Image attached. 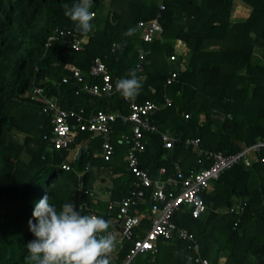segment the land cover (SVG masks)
Segmentation results:
<instances>
[{
    "label": "trees",
    "instance_id": "trees-1",
    "mask_svg": "<svg viewBox=\"0 0 264 264\" xmlns=\"http://www.w3.org/2000/svg\"><path fill=\"white\" fill-rule=\"evenodd\" d=\"M77 2L0 0V264H27L26 245L35 239L28 221L36 223L32 212L45 194L58 211L71 203L82 215L94 209L107 218L109 202L92 201L89 181L94 164L118 173L109 189L110 200L120 201L132 184L123 157L128 144L120 141L122 135L130 136V124L115 121L110 159L95 156L88 147L65 170L61 165L73 140H89L101 147V139L77 132L67 149H51L43 138L52 130L50 115L40 112V102L31 97L33 85L42 86L67 109L126 113L119 92L90 96L78 91L80 85L74 80L65 83L62 78L74 67L88 71L96 58L113 79L130 78L129 72L137 69L142 83L137 100L160 107L151 113V122L182 139L199 138V150L183 142L166 149L159 133H145L147 145L139 160L153 178L161 167L165 175L174 176L173 161L189 174L211 164L204 151L230 154L264 139V0H93L90 10L96 16L92 32L86 35L64 14L66 6ZM237 2L248 13L235 21ZM157 15L160 39L144 41L138 22ZM55 27L74 30L86 41L80 49L62 38L46 46ZM129 29L133 32L126 35ZM172 72L176 74L171 79ZM85 81L99 82L90 77ZM164 95L171 103L161 107ZM77 171L83 172L80 177ZM211 184V192L201 193L206 205L203 215L194 218L182 206L172 219L194 234L201 255L211 261L224 254L223 264H264V162L250 167L236 164ZM149 193L136 212H146ZM238 200L242 211H216ZM149 226L143 215L139 233ZM131 249L123 241L115 261ZM189 252L183 240L160 238L154 255L138 253L132 264H196L187 260Z\"/></svg>",
    "mask_w": 264,
    "mask_h": 264
},
{
    "label": "built area",
    "instance_id": "built-area-1",
    "mask_svg": "<svg viewBox=\"0 0 264 264\" xmlns=\"http://www.w3.org/2000/svg\"><path fill=\"white\" fill-rule=\"evenodd\" d=\"M158 17L150 20H140L141 36L144 41L150 42L160 39L162 27L158 22ZM59 38L70 40V45L74 49H80L86 41L76 31L55 27L47 39L46 46ZM144 51L139 49V55ZM171 60L175 57L171 56ZM175 72L171 73V79L175 77ZM99 80V82H86V78ZM74 80L80 85L78 91L90 96L110 97L118 93L116 83L120 79H113L105 63L96 58L91 63L88 71L84 72L78 67H74L71 74L64 76L62 81L67 83ZM31 97L40 102V112L50 115L52 130L50 135L43 138L54 149H67L72 136L77 132H90L101 139V156L108 160L114 153L112 144V134L114 123L117 119L131 126L130 136L122 135L120 141L128 144V150L124 157L126 166L132 175V184L126 196L116 202L117 213L120 218V230L118 241L128 242L132 249L120 261H115L111 254L113 264H132L133 258L138 253L150 252L154 255L157 252V241L163 239H180L187 243L190 252L186 255L187 260L196 264H222L211 261L200 253V245L194 234L186 227L178 225L172 216L179 211L182 206H186L188 212L194 218H198L206 211V205L201 197V193L212 191V181L227 169L236 164L250 167L254 162H264V139H259L250 145L242 146L236 152L223 154L221 152L204 151L203 154L211 160L208 167L198 171H191L185 174L179 161H173L174 176L163 177L166 173L165 167H161L158 176L153 178L148 168L141 167L139 155L145 150L147 139L145 133L157 132L160 134L162 145L166 149L174 147L175 143L183 142L185 146L192 145L198 149L199 138L186 137L182 139L169 131H160L158 126L151 122L150 115L159 109V105L153 101L139 102L137 97L133 100L125 99L127 104L126 113L122 111H92L86 113L83 107L77 109H67L61 106L57 99L48 95L45 89L39 85H33L30 90ZM171 100L164 95V102L161 107L169 106ZM189 114L184 117L189 118ZM199 150V149H198ZM62 168L70 170V165L63 163ZM150 190L149 207L145 213L136 212L137 207L147 197ZM243 205V204H242ZM114 208L113 202H109L108 209ZM241 204L230 205L220 210L223 213H237L242 211ZM135 211V212H133ZM150 220V226L140 234L138 231L142 216ZM154 257V256H153Z\"/></svg>",
    "mask_w": 264,
    "mask_h": 264
},
{
    "label": "clouds",
    "instance_id": "clouds-1",
    "mask_svg": "<svg viewBox=\"0 0 264 264\" xmlns=\"http://www.w3.org/2000/svg\"><path fill=\"white\" fill-rule=\"evenodd\" d=\"M93 0H78L72 7H65V16L82 34L92 32L95 13ZM132 29L126 33L131 35ZM130 78L117 81L116 89L122 97L133 100L142 83L137 69L129 72ZM33 219L28 221L35 239L28 242L27 264H111V254L117 246L111 222L97 215H82L74 204L65 203L61 210L50 203L45 194L35 203Z\"/></svg>",
    "mask_w": 264,
    "mask_h": 264
},
{
    "label": "crops",
    "instance_id": "crops-1",
    "mask_svg": "<svg viewBox=\"0 0 264 264\" xmlns=\"http://www.w3.org/2000/svg\"><path fill=\"white\" fill-rule=\"evenodd\" d=\"M95 138H96V135H92L90 137V139H95ZM73 141H72V146L67 151L66 156H65L62 164L67 163L70 165L71 161H73L76 157H79V155H80V154L78 155L79 149H81V152L82 151L86 152L87 151L86 149H88V147L92 148L95 156L101 157L100 145L93 146L92 145L93 143H90L89 140H81L80 142H77V143H74ZM125 154L123 157H125ZM68 157H71V161L67 159ZM92 169H93L92 178H91V181H89L90 182L89 183L90 184V191L93 194L92 195V201L96 202V201L100 200L103 202H113L114 208L112 210L108 211L107 218H104V219L109 220L111 222V225L114 226V234L116 236V240L118 241L119 230H120V218H119L118 213L116 214V212H117L116 211V202H118V201L110 200L111 191L109 190L113 187L114 179H116L118 177V173H112V171L109 170V168H104L103 166H100L97 164H94ZM82 173L83 172L77 171L76 175L78 177H80L82 175ZM157 176H158V174H157ZM163 177L166 178V177H170V176L163 175ZM240 202H241L240 200L235 201V203H233L232 205H237ZM99 213H101V212L98 210H94V209H90L88 212V214H93V215H97V216H100ZM100 217H102V216H100ZM120 246H121V244H120ZM118 248L117 249L115 248V250L112 253L114 260L117 259ZM225 260H226V256L224 254L219 257L220 262L222 261L224 263Z\"/></svg>",
    "mask_w": 264,
    "mask_h": 264
},
{
    "label": "rangeland",
    "instance_id": "rangeland-1",
    "mask_svg": "<svg viewBox=\"0 0 264 264\" xmlns=\"http://www.w3.org/2000/svg\"><path fill=\"white\" fill-rule=\"evenodd\" d=\"M247 13H248V8L244 4H242L241 2H237L235 7H234V10H233L234 20L237 21L238 19L244 18L247 15ZM95 16H96V14H95ZM67 159L71 161V157H68ZM221 263L223 264L222 261H221Z\"/></svg>",
    "mask_w": 264,
    "mask_h": 264
},
{
    "label": "water",
    "instance_id": "water-1",
    "mask_svg": "<svg viewBox=\"0 0 264 264\" xmlns=\"http://www.w3.org/2000/svg\"><path fill=\"white\" fill-rule=\"evenodd\" d=\"M80 152H81V149H79L78 155L80 154ZM88 215H93V214H88ZM112 229L114 231V226L113 225H112V228L110 226L109 231H111ZM116 242H117V246H116V249H117L120 246L121 243L119 241H117V240H116Z\"/></svg>",
    "mask_w": 264,
    "mask_h": 264
}]
</instances>
